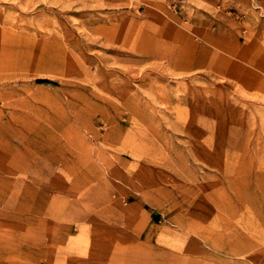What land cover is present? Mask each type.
Returning <instances> with one entry per match:
<instances>
[{"label":"rangeland","instance_id":"rangeland-1","mask_svg":"<svg viewBox=\"0 0 264 264\" xmlns=\"http://www.w3.org/2000/svg\"><path fill=\"white\" fill-rule=\"evenodd\" d=\"M0 264H264V0H0Z\"/></svg>","mask_w":264,"mask_h":264},{"label":"bare ground","instance_id":"bare-ground-1","mask_svg":"<svg viewBox=\"0 0 264 264\" xmlns=\"http://www.w3.org/2000/svg\"><path fill=\"white\" fill-rule=\"evenodd\" d=\"M165 53V52H164ZM149 54V53H148ZM173 55V54H172ZM172 58V57H171ZM141 59V58H140ZM144 59V58H143ZM176 59H174V61H175ZM144 61V60H143ZM147 61V60H146ZM174 61H172V62H174ZM172 62H170V63H172ZM167 65V64H166ZM172 65V64H171ZM223 65V64H222ZM169 67V66H168ZM205 67V66H204ZM211 68V67H210Z\"/></svg>","mask_w":264,"mask_h":264}]
</instances>
